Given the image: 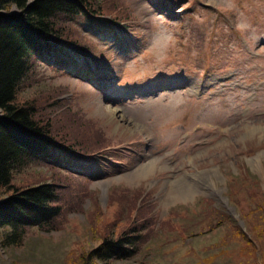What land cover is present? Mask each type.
<instances>
[{"label":"rangeland","instance_id":"rangeland-1","mask_svg":"<svg viewBox=\"0 0 264 264\" xmlns=\"http://www.w3.org/2000/svg\"><path fill=\"white\" fill-rule=\"evenodd\" d=\"M94 4L102 27H87L82 15L59 21L86 49L74 53L77 65L61 73L33 59L16 92L62 138L90 136L94 156L13 171L18 187H65L63 213L56 230L30 229L19 246L0 245V264H66L141 224L136 256L111 264L241 263L231 237L235 227L250 235L247 209L231 202L227 184L253 176L264 198V0Z\"/></svg>","mask_w":264,"mask_h":264},{"label":"trees","instance_id":"trees-1","mask_svg":"<svg viewBox=\"0 0 264 264\" xmlns=\"http://www.w3.org/2000/svg\"><path fill=\"white\" fill-rule=\"evenodd\" d=\"M95 2L0 0V245L5 248L19 246L30 229L47 233L56 230L63 213L61 194L66 189L60 184L47 182L18 187L13 184V171L30 161L62 166L65 162L78 163L75 159L92 160L90 158L94 156L90 136L82 141L62 138L53 131L56 126L51 120L38 117L30 104L20 105L16 92L33 59L47 65H58L60 69L57 70L63 73L65 66L75 63L77 55L74 53L86 52L84 45L79 46L71 38L74 33L70 27L66 28L59 21L68 24L82 15L88 21L86 26L92 27V21H98L100 13L97 11L100 5L97 7ZM13 8L19 15L11 13ZM53 107H57V103H51L49 108ZM77 122L89 123L81 119ZM256 185H259V180L247 174L233 177L227 184L228 193L234 197L231 202L247 209L242 217L250 235L235 227L231 237V241L239 246L238 254L234 256L242 261L239 264L251 261L260 264L264 258V198L259 196ZM238 193L242 198L234 196ZM255 196H259L256 201L253 199ZM225 220L223 218L222 222L210 226L207 232L221 227ZM144 229L142 224L122 228L113 237L101 238L99 245L90 251L78 255L71 253L66 264H111L130 260L139 251Z\"/></svg>","mask_w":264,"mask_h":264}]
</instances>
